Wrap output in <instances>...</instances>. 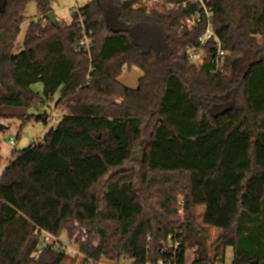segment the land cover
<instances>
[{
  "label": "trees",
  "instance_id": "16d2710c",
  "mask_svg": "<svg viewBox=\"0 0 264 264\" xmlns=\"http://www.w3.org/2000/svg\"><path fill=\"white\" fill-rule=\"evenodd\" d=\"M32 1L52 11L0 0V123L47 125L53 102L63 115L0 176V264H186L189 249L193 264H225L227 248L231 264H264V0H205L221 73L212 40L199 65L183 53L205 30L179 29L196 5L89 0L69 24L32 22L16 48ZM64 231L81 256L41 247V232Z\"/></svg>",
  "mask_w": 264,
  "mask_h": 264
},
{
  "label": "rangeland",
  "instance_id": "374dc122",
  "mask_svg": "<svg viewBox=\"0 0 264 264\" xmlns=\"http://www.w3.org/2000/svg\"><path fill=\"white\" fill-rule=\"evenodd\" d=\"M89 0H54L51 3L52 12L54 13L56 20L58 22L65 21L66 23L71 22V18L73 14L80 8L84 7L86 4H88ZM40 20H42L44 23H46L48 20H45V15L40 14L37 8V4L35 2H30L27 5L26 13H25V19L21 25V30L19 32V35L16 40V48H20L23 44L26 31L30 24L32 22L38 23ZM142 75L141 71L137 68H125L123 71L122 80L123 82H126V86L128 87H134L137 86L138 83V76ZM127 78H129V81H125ZM125 86V85H124ZM32 89L35 92H38L40 94H43V86L41 83H37L32 86ZM58 99V95L55 96V100ZM50 114H55L56 109V103H48L47 107H45ZM28 114H37V111L35 110H29ZM56 115L60 118L63 115V112H58ZM0 125L4 126V129L0 130V171L7 166L11 160L14 159L13 152L15 150L22 151L30 147L31 145L37 143L41 139L44 138V136L47 134L48 130L50 129V123L47 125L43 122H36L30 121L26 124L24 123L23 119L20 116H12L8 117L5 120L1 121ZM10 139H13L16 141L15 145H12L10 143ZM133 164L128 165V167H131ZM135 166V164H134ZM179 207H180V215L183 218V200L180 197L179 198ZM204 210V207H200L197 211L200 213ZM66 233V232H65ZM175 233H180L179 230L176 229ZM218 234L217 229L211 230V241L215 239V237ZM59 240H61V243L64 246H67V253L71 257L75 256H81L79 252V245L71 243V241L68 238L67 233L59 237ZM79 253V254H77ZM233 249L227 248L226 250V261L225 264H231L233 261ZM186 264H193V261L195 259L193 250H188L186 253ZM101 262L104 264H135L132 259H120L119 261H112L109 259H103ZM69 264V262H67ZM78 264V261L77 263Z\"/></svg>",
  "mask_w": 264,
  "mask_h": 264
},
{
  "label": "built area",
  "instance_id": "2783aa9c",
  "mask_svg": "<svg viewBox=\"0 0 264 264\" xmlns=\"http://www.w3.org/2000/svg\"><path fill=\"white\" fill-rule=\"evenodd\" d=\"M187 3L191 5L197 6V11L192 14L190 17H187L185 19H181L179 23V29L180 31L186 30V29H192L195 27H198L201 24H205V30L203 35L199 38L198 43L193 46H188L184 50V54L188 57V59L197 65L201 64L204 60L205 56V49L206 45L209 41H213L216 47V54L213 60L214 63V72L215 73H221L223 71L224 64H225V57L226 52L222 46L219 38L217 37L216 33L214 32V25H213V14L210 8L206 5L205 0H187L183 2H166V0H141L140 4L147 10L156 9L159 7H165L167 9H173V8H179L183 5H186ZM78 11V10H77ZM76 11V12H77ZM82 39L79 42V47L81 49H84L85 51H89L90 46L92 44L91 38L83 31ZM57 110L55 109V114H50L49 117V123H50V129L55 128L60 120V118L56 115ZM10 143L12 145L16 144V141L13 139H10ZM40 238V245L42 248L47 247H54L56 249H60V251H65L67 253V246H64L61 243V240H58L51 235L47 234L46 232H41L39 235ZM166 247V245H165ZM168 247H174L177 248V243H173L168 245ZM79 254V253H77ZM99 264H104L103 262H100ZM158 264H174V263H165L163 261H160Z\"/></svg>",
  "mask_w": 264,
  "mask_h": 264
},
{
  "label": "crops",
  "instance_id": "0c3cea01",
  "mask_svg": "<svg viewBox=\"0 0 264 264\" xmlns=\"http://www.w3.org/2000/svg\"><path fill=\"white\" fill-rule=\"evenodd\" d=\"M122 76H123V74H122L121 77L119 78V81H120L123 85L126 86V82L121 81V80H122ZM141 77H142V75H139V76H138V82H139V79H140ZM125 81H129V78H127ZM137 86H138V83H137ZM137 86L129 87V88H133V89H135V88H137ZM127 87H128V86H127ZM7 166H8V165H7ZM7 166H5V168H6ZM5 168H4V169H5ZM4 169L0 171V176H1L2 172L4 171ZM63 234H64V235L66 234L65 231L62 232L61 236H62Z\"/></svg>",
  "mask_w": 264,
  "mask_h": 264
},
{
  "label": "water",
  "instance_id": "95a60500",
  "mask_svg": "<svg viewBox=\"0 0 264 264\" xmlns=\"http://www.w3.org/2000/svg\"><path fill=\"white\" fill-rule=\"evenodd\" d=\"M45 18L49 21L56 22V17L54 13L51 11L48 14L45 15ZM4 129L3 125H0V130Z\"/></svg>",
  "mask_w": 264,
  "mask_h": 264
}]
</instances>
